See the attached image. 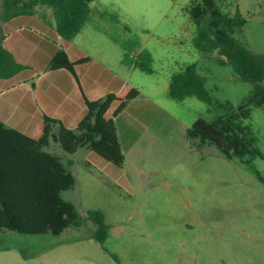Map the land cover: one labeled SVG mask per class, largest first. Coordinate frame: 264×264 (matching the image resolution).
<instances>
[{
  "label": "rangeland",
  "instance_id": "1",
  "mask_svg": "<svg viewBox=\"0 0 264 264\" xmlns=\"http://www.w3.org/2000/svg\"><path fill=\"white\" fill-rule=\"evenodd\" d=\"M195 1L90 2L77 40L114 69L124 61L139 96L117 119L122 167L90 150L78 149L72 157L62 152L75 177L62 198L82 217L102 211L109 235L103 246L91 239L90 221L57 236L3 230L0 264H117L110 253L121 264H264V185L254 171L264 175V110L251 107L246 120L261 152L246 163L187 139L186 129L198 117L217 115L213 106L194 96L176 101L167 95L170 77L191 63L213 102L236 105L252 88L219 63L217 53L192 45L195 26L187 10ZM226 1L224 11L237 9L246 20L236 37L264 51V0ZM140 59L151 73L133 68Z\"/></svg>",
  "mask_w": 264,
  "mask_h": 264
},
{
  "label": "trees",
  "instance_id": "2",
  "mask_svg": "<svg viewBox=\"0 0 264 264\" xmlns=\"http://www.w3.org/2000/svg\"><path fill=\"white\" fill-rule=\"evenodd\" d=\"M92 1L1 0L0 79L13 77L25 68L3 46L2 23L20 15H36L50 23L60 37L70 40L86 22ZM225 3L226 0H198L190 4L187 12L195 26L192 45L201 53L221 56L219 63L229 65L239 80L251 83V90L236 105L228 101L213 102L204 87V78L191 63L170 77L167 95L176 101L194 96L217 111L213 119L198 117L186 129V137L195 147L213 145L227 159L237 157L250 163L261 155L255 134L246 120L251 107L264 110V51H255L236 37L246 20L237 9L233 13L224 11ZM38 8L43 10L38 12ZM144 58L150 60L146 53ZM85 61L87 58L79 62ZM134 65L146 73L152 72L142 59ZM74 66L65 51L59 49L47 69L64 68L75 75ZM138 95V90L131 88L122 98L113 93L96 100L84 98L86 112L73 129L58 119L43 115V132L38 139L8 128L0 121V231L57 236L68 227L78 228L90 221L94 226L90 238L103 246L109 235L103 212L88 210L82 217L72 202L62 198L61 193L75 185V177L61 158L47 148L54 143L65 154L87 149L114 166L122 167L125 156L115 117ZM117 99L119 104L112 116L106 118V111ZM254 171L264 185V175ZM110 255L121 264L116 254Z\"/></svg>",
  "mask_w": 264,
  "mask_h": 264
},
{
  "label": "crops",
  "instance_id": "3",
  "mask_svg": "<svg viewBox=\"0 0 264 264\" xmlns=\"http://www.w3.org/2000/svg\"><path fill=\"white\" fill-rule=\"evenodd\" d=\"M83 27L72 39L65 40L50 23L36 15L16 16L1 24L3 46L25 66L13 77L0 79V121L4 126L38 139L43 132V115H47L73 129L86 112L84 98L96 100L109 93L122 98L133 88L127 73L130 67L124 61L114 69L105 60L93 57L88 47L77 40ZM59 49L64 50L69 60L75 63V75L64 68L47 69ZM84 58L87 61L79 62ZM123 68L126 75L122 74ZM133 68L137 67L134 65ZM138 96L115 117L116 128L117 119ZM119 102V99L112 102L105 113L106 118L112 116ZM56 146L52 143L47 150L62 158L64 154L58 146L60 154L54 151ZM68 162L73 163L72 158Z\"/></svg>",
  "mask_w": 264,
  "mask_h": 264
}]
</instances>
